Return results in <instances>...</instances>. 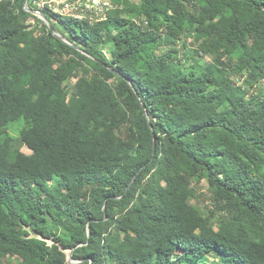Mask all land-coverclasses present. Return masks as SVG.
Returning <instances> with one entry per match:
<instances>
[{
    "label": "trees",
    "instance_id": "16d2710c",
    "mask_svg": "<svg viewBox=\"0 0 264 264\" xmlns=\"http://www.w3.org/2000/svg\"><path fill=\"white\" fill-rule=\"evenodd\" d=\"M111 1L69 45L0 0V264H264V0Z\"/></svg>",
    "mask_w": 264,
    "mask_h": 264
},
{
    "label": "built area",
    "instance_id": "2783aa9c",
    "mask_svg": "<svg viewBox=\"0 0 264 264\" xmlns=\"http://www.w3.org/2000/svg\"><path fill=\"white\" fill-rule=\"evenodd\" d=\"M28 6L54 21L74 20L80 23H98L107 20L117 6L111 0H29Z\"/></svg>",
    "mask_w": 264,
    "mask_h": 264
},
{
    "label": "rangeland",
    "instance_id": "374dc122",
    "mask_svg": "<svg viewBox=\"0 0 264 264\" xmlns=\"http://www.w3.org/2000/svg\"><path fill=\"white\" fill-rule=\"evenodd\" d=\"M29 22L33 25L37 24V21L35 19H31ZM54 29L56 32L64 36L61 32L63 31V29L60 26L57 25V28L54 27ZM184 42L187 43L188 48L194 50L195 46H194V42L192 39L182 40L180 42L181 48H183L182 45L184 44ZM110 48L112 47L109 46L103 49L107 55H110ZM199 55L202 58L203 64L210 63L209 57L204 52H201ZM235 82L237 84H240L242 81L239 78H235ZM67 84L68 82L65 83V86ZM14 135L18 139L17 134H14ZM13 146L16 149H21L25 153H30V151L27 148L22 147L21 142L19 140H17ZM186 197L191 205H193L195 208H198L205 217H210V220L212 221V223L213 224L215 223V225H217V223L220 221V213L219 211L216 210V204L214 203L213 195L211 194L209 190V185L206 180H203V179L194 180L191 184V190L186 193ZM32 236H38L41 239H44L42 235L33 234ZM47 241L49 242V244L53 243L52 240H47ZM213 261L214 260L211 259L209 263H212Z\"/></svg>",
    "mask_w": 264,
    "mask_h": 264
},
{
    "label": "water",
    "instance_id": "95a60500",
    "mask_svg": "<svg viewBox=\"0 0 264 264\" xmlns=\"http://www.w3.org/2000/svg\"><path fill=\"white\" fill-rule=\"evenodd\" d=\"M28 3H29V0H25L24 8H25V10H26L27 12H29L30 14L36 16V17H37L38 19H40L41 21H43V22L48 26V28L50 29V31H52V33L54 34V36H55L57 39H59L60 41L66 43V44L73 45V44H71V43H70V42H69L64 36H62L60 33H58V32L55 31V29H54V27H53L51 21L47 18V16H46L44 13H42V12H40V11H36V10L30 8V7L28 6ZM74 47H75L77 50H79V51H81V52L84 53V51H83L82 49H80V48H78V47H76V46H74ZM118 74H119V73H118ZM132 87L134 88L133 85H132ZM137 95H138V94H137ZM138 97H139V100H140V102H141V104H142V107H143V109H144V111H145L146 118H147V120H148L149 126H150V128H151V131H152V134H153V137H154V155H156V138H155V130H154V126H153V124H152V120H151V117H150V115H149V112H148V110H147V108H146L144 102L142 101V98H141L139 95H138ZM134 179H135V178H134ZM133 182H134V180H133ZM133 182L131 183V185L133 184ZM90 236H91V232H90V230H89V237H90ZM73 253H74V249L71 250L70 252H68V262H69L70 264L81 263V261H75V260L73 259Z\"/></svg>",
    "mask_w": 264,
    "mask_h": 264
}]
</instances>
